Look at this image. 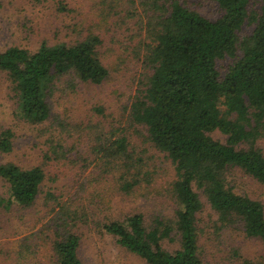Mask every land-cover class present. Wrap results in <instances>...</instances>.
Segmentation results:
<instances>
[{
    "label": "trees",
    "instance_id": "trees-1",
    "mask_svg": "<svg viewBox=\"0 0 264 264\" xmlns=\"http://www.w3.org/2000/svg\"><path fill=\"white\" fill-rule=\"evenodd\" d=\"M148 1L154 15L144 62L150 72L128 115L173 165L176 207L168 219L156 215L145 222L141 212H133L105 221L100 234L145 264H200L197 214L202 195L216 228L238 226L264 245L263 205L239 193L233 180L241 171L264 186V153L258 144L264 141V0H213L219 10L214 19L189 8L187 0ZM98 44V35L89 32L70 44L42 41L33 51L15 45L0 50V72L8 78L19 116L31 124L44 122L48 98L63 76L101 83L108 72L97 55ZM223 58L228 62L220 69L217 62ZM109 136H98L107 140L95 152H101L103 164L117 167L118 187L128 193L139 183L138 172L132 173L133 166L123 160L125 138ZM12 137L10 128L0 129V155L12 150ZM43 179L40 165L0 163V180L7 185L0 207L30 206ZM71 214L67 216L74 219ZM65 219L59 225H69ZM55 233L51 251L56 264H84L78 256L79 236L67 230ZM174 236L176 248L165 249L163 242ZM240 264L254 263L241 259Z\"/></svg>",
    "mask_w": 264,
    "mask_h": 264
},
{
    "label": "rangeland",
    "instance_id": "rangeland-1",
    "mask_svg": "<svg viewBox=\"0 0 264 264\" xmlns=\"http://www.w3.org/2000/svg\"><path fill=\"white\" fill-rule=\"evenodd\" d=\"M150 3L0 0V50L15 45L33 51L42 41L70 44L91 32L100 39L96 51L108 72L99 84L71 75L61 77L48 98L49 116L38 124L19 116L8 78L0 72V129L8 127L13 132L12 150L0 155V163L12 162L22 168L40 165L44 170L30 206L0 207V264H56L51 244L55 232L63 230L79 236L78 256L84 264H145L116 246L110 236L101 235L99 226L133 212H141L145 222L156 215L162 219L174 216L173 165L128 115L130 102L150 72L144 62L154 15ZM186 5L209 19L219 15L213 0H187ZM227 62L223 58L217 65L221 69ZM103 135L125 138L123 160L133 166L132 173L138 172L139 180L128 193L118 187L117 167L103 164L101 152H95L107 140L98 138ZM213 135L222 139L218 133ZM258 144L264 153V141ZM233 176L236 190L259 200L264 211V186L241 171ZM0 196L7 197V185L1 180ZM200 199V264H240L241 259L264 264V245L246 237L238 226L216 228L214 213L202 195ZM61 218L69 225H59ZM176 246L175 236L163 242L167 250Z\"/></svg>",
    "mask_w": 264,
    "mask_h": 264
}]
</instances>
